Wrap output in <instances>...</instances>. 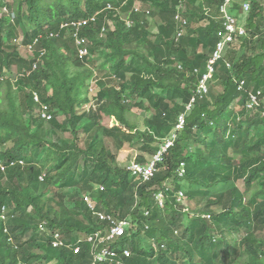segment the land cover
<instances>
[{"label": "trees", "instance_id": "1", "mask_svg": "<svg viewBox=\"0 0 264 264\" xmlns=\"http://www.w3.org/2000/svg\"><path fill=\"white\" fill-rule=\"evenodd\" d=\"M223 2L0 0V264H92L86 239L108 224L85 196L131 224L100 264H264V5L234 2L244 34L199 96ZM91 16L79 58L64 25ZM172 134L149 181L117 162L137 144L151 159Z\"/></svg>", "mask_w": 264, "mask_h": 264}, {"label": "built area", "instance_id": "2", "mask_svg": "<svg viewBox=\"0 0 264 264\" xmlns=\"http://www.w3.org/2000/svg\"><path fill=\"white\" fill-rule=\"evenodd\" d=\"M235 0H224L223 4L220 6L219 12L220 16L218 17L222 23V29L218 31L217 36L219 38V42L217 44L216 50L211 56V60L209 65L207 66V72L204 74L200 80L197 94L201 96L204 93H207L208 84L210 78L214 72L213 64L219 60L226 46L231 43L235 36L239 35L242 36L244 34V29L238 24L236 18L230 15V11L234 4ZM242 8L244 12H248L249 5L247 3L242 4ZM138 8H134V12L136 13ZM179 17L176 16V20ZM95 20L94 17L80 21L74 24L75 33L72 35L75 45L77 48V56L79 58H83L88 55V48H87V40L85 37L81 36L80 29L84 26H87L90 23H93ZM30 49V48H29ZM31 50V49H30ZM35 101L37 102L38 99L35 96ZM255 106H258V99L255 96H251L249 101L247 102L246 108L252 109ZM42 118L49 120L51 118L50 114H47V107L42 106ZM183 121L180 120L179 128L182 127ZM175 140V135L172 134L170 139H167L161 149L157 152L155 156H153L150 160H148L145 164H139L137 162L131 163L127 166V171L133 178L143 182L149 181L154 174L157 172L156 165L161 160L162 154L169 149ZM22 164V163H19ZM13 165V163H11ZM180 178L184 175L183 164L178 172ZM42 179V177H40ZM184 194L179 192L177 195V200L183 202ZM157 202L160 206H162V197L161 195L156 197ZM84 201L87 204V207L92 211V213L102 222H106L108 226L102 231L95 233L92 237L86 239L88 242L93 244V262L92 264H100L105 261L112 260L113 258H117V253L110 248L111 244H114L120 237L124 236L127 229L131 227V224L127 220H115L113 216L105 213L104 211H97L95 209V203L90 200L88 196L84 197ZM3 212V210H2ZM209 218L208 216H206ZM0 218L5 220L4 214H0ZM40 230L43 231L44 227H40ZM53 247H65L66 244L62 239L59 238L58 235L54 236V241L52 242ZM78 248L75 249L77 252ZM123 256L129 257V252L127 250L123 251ZM117 264H122L121 261H117Z\"/></svg>", "mask_w": 264, "mask_h": 264}, {"label": "rangeland", "instance_id": "3", "mask_svg": "<svg viewBox=\"0 0 264 264\" xmlns=\"http://www.w3.org/2000/svg\"><path fill=\"white\" fill-rule=\"evenodd\" d=\"M11 2V0H8V3H10ZM261 2H262V4L264 5V0H261ZM140 9V8H139ZM181 10H182V7H179L178 8V11L179 12H181ZM176 15H177V13H176ZM178 15H180V13L178 14ZM92 17H94L95 18V16H91V17H88L87 19H89V18H92ZM179 17V16H178ZM180 19H178V20H181V16L179 17ZM83 20H86V19H80V20H78V21H69L68 23H66L65 25H64V27L65 28H67V27H70L71 28V30H72V35L75 33V27H74V24L75 23H78V22H80V21H83ZM85 27V26H84ZM84 27H82L81 29H80V34L82 33V29L84 28ZM155 30V28H153V31ZM21 42V38L17 41V43H20ZM100 61L99 62H97V63H95V65L97 66V67H99L100 66ZM12 73H11V76H13V74H14V69H12ZM89 88H90V92H89V94H90V97H93V96H95V94H96V92L98 91V87H97V84L95 83V80H91V83H90V85H89ZM136 116L139 118V119H141L143 116H144V114H142V113H136ZM59 118H62L61 116L59 117ZM113 122L114 121H108V120H105V125H113ZM65 136V138H70L69 137V135H67V134H65L64 135ZM111 141L110 140H105V144H106V147L107 148H109V150H110V146H111V143H110ZM139 144H137V145H135V147H133V148H130V147H128V145H126L121 151H119L118 153H116L115 152V150H114V148H112L113 149V151H114V153H116V155H117V162L121 165V166H124V167H127V166H129L131 163H134V162H137V156L138 157H140V156H142V157H144V159H146V160H149L150 159V157L147 155V154H143L142 152H140L139 151ZM135 180H137L136 178H135ZM239 187H240V189H242V184L241 183H238L237 184ZM189 206H190V211L191 212H194L195 211V209L194 208H192L191 206H192V204H189ZM262 234H264V232L262 233ZM146 245H148V244H146ZM150 246H152L153 244H149ZM148 245V246H149ZM144 247V246H143ZM130 256V255H129ZM153 264H155V263H153Z\"/></svg>", "mask_w": 264, "mask_h": 264}, {"label": "crops", "instance_id": "4", "mask_svg": "<svg viewBox=\"0 0 264 264\" xmlns=\"http://www.w3.org/2000/svg\"><path fill=\"white\" fill-rule=\"evenodd\" d=\"M235 1H237V0H235Z\"/></svg>", "mask_w": 264, "mask_h": 264}]
</instances>
